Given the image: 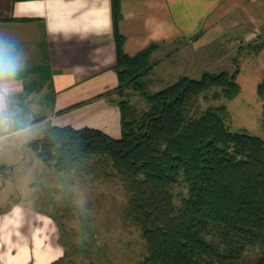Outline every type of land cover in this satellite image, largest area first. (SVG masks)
<instances>
[{
  "label": "crops",
  "instance_id": "1",
  "mask_svg": "<svg viewBox=\"0 0 264 264\" xmlns=\"http://www.w3.org/2000/svg\"><path fill=\"white\" fill-rule=\"evenodd\" d=\"M120 11L125 53L158 44L149 75L157 90L181 76L219 72L210 68L225 65L226 51L214 55L213 47L223 49L230 41L236 51L243 50L236 55L239 93L213 105H226L230 129L261 136L264 45L254 53L248 44L263 29L264 0H120ZM0 32L11 36L25 56L17 102L35 130L26 143L10 141L0 150V173L18 170L23 178L29 172L36 181L28 185L59 187L60 175L72 171L57 172L28 145L48 126L90 127L121 136L119 107L102 95L119 82L112 0H0ZM234 58L225 61L233 66ZM13 173L0 180V264H64L67 250L57 216L34 194L31 204L5 196Z\"/></svg>",
  "mask_w": 264,
  "mask_h": 264
},
{
  "label": "trees",
  "instance_id": "2",
  "mask_svg": "<svg viewBox=\"0 0 264 264\" xmlns=\"http://www.w3.org/2000/svg\"><path fill=\"white\" fill-rule=\"evenodd\" d=\"M112 11L119 82L102 95L119 107L121 136L50 125L28 145L59 173L91 159L99 170L113 169L128 195L125 218L145 243L138 264H264V139L230 129L225 104L191 114L202 94L231 100L239 93L238 57L232 72L181 76L152 91L149 75L156 62L151 55L158 44L125 53L118 30L120 0H112ZM263 45L264 39L248 48L256 53ZM258 92L264 94V82ZM262 119L264 126V107ZM179 177L186 193L176 198ZM249 247L260 256L247 263Z\"/></svg>",
  "mask_w": 264,
  "mask_h": 264
},
{
  "label": "rangeland",
  "instance_id": "3",
  "mask_svg": "<svg viewBox=\"0 0 264 264\" xmlns=\"http://www.w3.org/2000/svg\"><path fill=\"white\" fill-rule=\"evenodd\" d=\"M263 39L264 25L256 42ZM217 42L219 43L218 40ZM233 44L226 41L223 49L212 48L214 55L226 51L222 61L225 65L212 66L214 68L210 69L223 71L226 67V69L231 68L228 72L235 69L236 66H231V61L225 60L232 56L236 58V55L242 54L243 50L236 51L235 46H231ZM217 62L220 61H216L215 64ZM155 87H157L155 84L152 86L150 84V89L153 91L157 90ZM211 94L212 92L202 94L196 99L192 115H199L207 106L219 102L212 99ZM140 105L145 106L143 101ZM260 137L264 139V131L261 132ZM87 168L91 170L85 173L83 170ZM11 173L13 171L3 170L0 173V180H3V175L9 177ZM26 174L28 175L23 178L19 176L18 170L12 174L9 184L11 189L4 192L5 196H9L12 201L19 199L31 204L29 199L34 194L43 208L57 216L59 224L56 227L67 250L64 264H136L142 259L146 252L145 243L139 229L125 218L128 195L119 178L113 175V169L109 165H105V170L102 171L96 167L95 160L91 159L81 164L76 171L60 175L62 183L59 187L38 184L30 186L29 182L36 179L29 172ZM29 176L31 178H26ZM173 189L176 198L186 193V185L181 177ZM78 193L84 195L86 203L83 208L77 204ZM259 256L260 252L257 248L249 247L245 251L243 261L254 262ZM117 258L119 259L116 260Z\"/></svg>",
  "mask_w": 264,
  "mask_h": 264
},
{
  "label": "clouds",
  "instance_id": "4",
  "mask_svg": "<svg viewBox=\"0 0 264 264\" xmlns=\"http://www.w3.org/2000/svg\"><path fill=\"white\" fill-rule=\"evenodd\" d=\"M26 66L24 54L17 42L0 32V150L10 141L26 143L34 135L30 118L23 115L17 102L23 91L21 74ZM83 193H78L77 204L85 206Z\"/></svg>",
  "mask_w": 264,
  "mask_h": 264
}]
</instances>
